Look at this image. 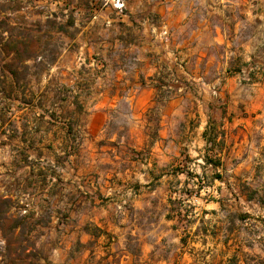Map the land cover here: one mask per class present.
I'll return each mask as SVG.
<instances>
[{
    "label": "rangeland",
    "instance_id": "374dc122",
    "mask_svg": "<svg viewBox=\"0 0 264 264\" xmlns=\"http://www.w3.org/2000/svg\"><path fill=\"white\" fill-rule=\"evenodd\" d=\"M163 1L0 0V264H264V183L253 169L264 120L248 133L222 128L224 78L212 70L225 48L212 45L206 140L186 132L198 124L189 106L205 85L182 72L191 62L179 61ZM150 70L159 91L135 121L131 95ZM101 92L119 99L95 131L88 114ZM177 97L174 141L161 142V107ZM132 132L144 141L132 144ZM93 150L101 174L119 152L136 163L102 177L95 192L102 214L122 220L120 234L75 214L80 152ZM139 189L147 195L133 209Z\"/></svg>",
    "mask_w": 264,
    "mask_h": 264
},
{
    "label": "crops",
    "instance_id": "0c3cea01",
    "mask_svg": "<svg viewBox=\"0 0 264 264\" xmlns=\"http://www.w3.org/2000/svg\"><path fill=\"white\" fill-rule=\"evenodd\" d=\"M145 8L147 9L146 6ZM158 11L164 16L166 26L176 25V47H180L178 52L181 54V57L178 56L179 61L184 62L185 60L186 64L191 62L185 66L186 69H183L182 72L187 78L197 81V84L201 81L205 85L203 88L198 86L199 93L203 92V99L196 97V102L192 101V105L189 106V110H193L189 116L196 117L198 124H194L192 129L188 128L186 132L194 134V139H197L198 136L206 140L208 120L205 121V116L212 98L208 91L211 83L204 81L203 78L206 77L213 61V58L208 55L207 48L212 45H221L225 48L224 60L220 66L215 68V72H213L214 69L212 70L213 75L224 78L220 88L224 101L222 110L219 112L222 128L231 124L242 132L248 133L256 118L264 120V0H164L158 6ZM186 55H189L188 58H185ZM190 66L194 67L190 68ZM144 75L140 82V88L131 95L130 101L133 110L132 117L139 122L144 110L154 105V99L159 91L155 82L156 70L146 71ZM240 76H249L250 79L243 83H237L236 80ZM99 96L88 114L87 124L90 129L95 131L106 122V110L115 108L119 99L116 93L101 92ZM180 98H170L161 107L158 118L159 126L155 133L156 139L161 142L174 141L171 125L175 120L176 112L183 105ZM257 125H259L262 134L260 143L254 150L260 156L262 164L253 167V169L261 175L260 182L264 183V122L255 124V126ZM129 139L132 144L137 142L141 144L145 138L132 132ZM246 141L249 142V140ZM162 147H164L163 143ZM164 152L162 151L163 156L166 155ZM80 153L81 158L86 155V159L77 171V176L81 180L78 182V187L84 197L76 200L78 207L75 214L83 222L94 221L105 236L122 233L124 227L117 224L122 220L118 216L114 217L108 209H106L105 215L102 214L103 206H100L101 200L95 195V192L100 195L101 189L97 190V188L100 186L102 177L106 178L103 179L104 181L109 182V177H114L116 170L117 172L124 171L126 174L127 171L133 170L136 163L119 152L110 160L112 164L107 168L108 172L101 174L96 168L99 162L98 157L102 153L98 150ZM170 153L174 154L173 151ZM206 158L204 157L205 164H207ZM119 166H121L120 169ZM102 189L104 193H108L115 188L104 186ZM137 192L132 200L133 209L141 207L143 205L142 197L147 195L146 191L141 192L140 189ZM148 192L151 190L149 189ZM107 206L109 207V205ZM123 219L126 218L123 217Z\"/></svg>",
    "mask_w": 264,
    "mask_h": 264
},
{
    "label": "trees",
    "instance_id": "16d2710c",
    "mask_svg": "<svg viewBox=\"0 0 264 264\" xmlns=\"http://www.w3.org/2000/svg\"><path fill=\"white\" fill-rule=\"evenodd\" d=\"M207 160V159H206ZM210 162H212V160H210ZM212 163H214V162H212ZM216 163H218V162H216ZM238 217V216H237Z\"/></svg>",
    "mask_w": 264,
    "mask_h": 264
}]
</instances>
